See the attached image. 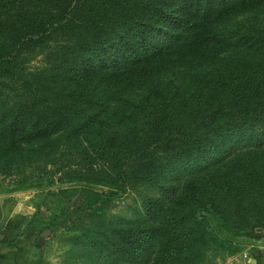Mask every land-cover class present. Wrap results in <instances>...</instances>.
I'll use <instances>...</instances> for the list:
<instances>
[{
    "label": "trees",
    "instance_id": "16d2710c",
    "mask_svg": "<svg viewBox=\"0 0 264 264\" xmlns=\"http://www.w3.org/2000/svg\"><path fill=\"white\" fill-rule=\"evenodd\" d=\"M254 10L264 0H0V171L19 188L59 173L83 264H205L264 229V147L229 150L264 129V28H223ZM145 186L159 192L136 217L108 215Z\"/></svg>",
    "mask_w": 264,
    "mask_h": 264
},
{
    "label": "rangeland",
    "instance_id": "374dc122",
    "mask_svg": "<svg viewBox=\"0 0 264 264\" xmlns=\"http://www.w3.org/2000/svg\"><path fill=\"white\" fill-rule=\"evenodd\" d=\"M241 23H250L252 26L264 28V12L254 10L238 15L227 21L223 28L233 29ZM165 77L172 80L175 76L169 74ZM128 97H136V93H131ZM255 134H257V140L253 141H249L245 136L233 139L229 145L234 141L235 143L229 150L240 152L253 147H264V136L259 138L264 134V129L256 128ZM229 150L227 151L230 152ZM69 161L71 160L63 157L59 165H65ZM28 175L30 176L27 177L30 178L29 181L39 185L19 188L18 181L23 177L0 171V235L2 239L5 243L13 240L11 245L13 251L20 252L19 257L23 264H83L84 259L80 257L84 255L79 251V246L73 243L70 236L66 234L71 228L70 221L67 220L70 214L68 209L71 210L70 204L63 198L58 199L50 194L58 189L59 184H50L49 177L58 176L59 173H54V170L51 174L42 170L36 172L29 170ZM173 178L168 179L165 185L180 182L176 180L179 176ZM158 192V188L148 186L130 191L115 202L108 211V215L113 216L114 220L134 218L137 212L143 211L142 198L145 195H157ZM78 200V198L74 199L73 204H76ZM50 218H56L55 226ZM249 233L252 234V238L246 236L238 238L241 241L239 251L232 253L227 249H218L209 252L205 264H231V261L238 264L240 257L246 259L244 257L246 253L249 257L251 244L264 241V229ZM255 235L260 236L258 241ZM17 238L22 240L19 241Z\"/></svg>",
    "mask_w": 264,
    "mask_h": 264
},
{
    "label": "crops",
    "instance_id": "0c3cea01",
    "mask_svg": "<svg viewBox=\"0 0 264 264\" xmlns=\"http://www.w3.org/2000/svg\"><path fill=\"white\" fill-rule=\"evenodd\" d=\"M254 237H256V241H258V239L260 238V236L257 235H255ZM2 238L3 237L0 235V264H23V262L21 261V257H19L20 252L13 251V246H11L13 240L5 243L4 239ZM17 240L21 241L22 239L17 238ZM244 257L246 259L240 257L238 264H264V241H258L254 244H251L249 257L248 253H246ZM231 264L235 263L231 261Z\"/></svg>",
    "mask_w": 264,
    "mask_h": 264
}]
</instances>
